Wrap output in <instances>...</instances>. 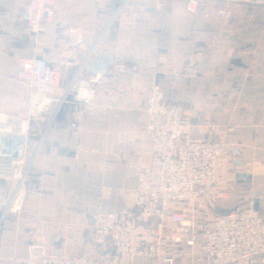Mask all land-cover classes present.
<instances>
[{"label":"crops","instance_id":"0c3cea01","mask_svg":"<svg viewBox=\"0 0 264 264\" xmlns=\"http://www.w3.org/2000/svg\"><path fill=\"white\" fill-rule=\"evenodd\" d=\"M25 2L0 0V133H18L20 57L37 47L60 84L25 135L23 182L0 177V264H17L36 246L102 254L103 264H154L114 257L91 227L92 214L134 205L138 171L150 158L143 110L151 84L190 111L196 135L233 129L216 177L228 200L214 217L244 205L252 190L264 193V6L228 3L219 16L214 0H199L193 13L186 0L59 1L54 21L32 36L19 18ZM100 53L121 66L153 60L156 73L124 77L125 89L111 95L109 84L92 85L87 103L76 100L70 89L91 76L83 64ZM255 207L264 211V202Z\"/></svg>","mask_w":264,"mask_h":264},{"label":"built area","instance_id":"2783aa9c","mask_svg":"<svg viewBox=\"0 0 264 264\" xmlns=\"http://www.w3.org/2000/svg\"><path fill=\"white\" fill-rule=\"evenodd\" d=\"M59 1L26 0L21 12L27 32L35 36L42 25L51 24ZM221 16L228 3L264 6V0H214ZM199 0H186L184 9L193 13ZM204 18H209L207 14ZM20 57L15 80L25 86L23 107L14 115L17 132L27 135L31 121L49 110L52 95L60 84L59 71L37 55ZM155 61L141 67L122 65L113 73L121 76L91 75L70 89L76 100L89 101L92 85L109 84L108 94L123 91L125 78L138 72L156 73ZM143 110L144 133L150 147L147 165L139 169L133 207L119 211L96 212L91 227L98 240L112 249L113 256L132 260L146 257L154 264H264V211L255 207L264 202V193L252 190L244 205L217 214L205 231H198L188 218L190 207L198 202H226V191L216 185L217 167L232 127L211 136L194 133L190 111L167 100L156 84L148 87ZM11 126L8 127L11 131ZM1 127L0 131H5ZM23 157H0V177L23 182ZM104 255L50 253L43 246L30 247L17 264H103Z\"/></svg>","mask_w":264,"mask_h":264},{"label":"water","instance_id":"95a60500","mask_svg":"<svg viewBox=\"0 0 264 264\" xmlns=\"http://www.w3.org/2000/svg\"><path fill=\"white\" fill-rule=\"evenodd\" d=\"M121 65H114V59L111 55L100 53L93 57L87 64H83L85 70L91 75L110 77L113 68ZM25 137L20 133H0V157L21 158L24 154Z\"/></svg>","mask_w":264,"mask_h":264},{"label":"rangeland","instance_id":"374dc122","mask_svg":"<svg viewBox=\"0 0 264 264\" xmlns=\"http://www.w3.org/2000/svg\"><path fill=\"white\" fill-rule=\"evenodd\" d=\"M219 200L203 203L198 202L195 206L190 207L188 218L198 231H205L213 221L215 215V207ZM217 211V210H216Z\"/></svg>","mask_w":264,"mask_h":264}]
</instances>
